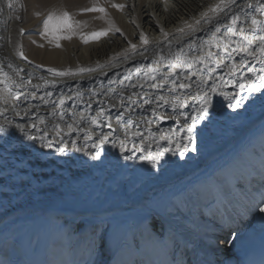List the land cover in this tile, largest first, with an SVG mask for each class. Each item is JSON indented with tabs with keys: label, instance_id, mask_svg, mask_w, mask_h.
<instances>
[{
	"label": "bare ground",
	"instance_id": "obj_1",
	"mask_svg": "<svg viewBox=\"0 0 264 264\" xmlns=\"http://www.w3.org/2000/svg\"><path fill=\"white\" fill-rule=\"evenodd\" d=\"M112 3H126L130 7L120 11L113 8ZM247 3L248 0H168L167 5L164 0H24L23 5L20 4L22 7L18 6L14 12L7 8V0H0V67L8 75L11 64L21 76H36L34 81L39 84L47 81L50 87L75 77L54 75L34 63L59 65L66 59L68 46L47 50L35 47L42 41L43 20L47 15L67 11L80 22L76 29L80 36L110 27L120 29L123 36L110 31L97 44L82 47L81 52L90 51L86 61L106 58V65L111 67L148 60L153 67L125 74L121 79L128 77L125 82L130 83L138 77L149 75L150 80L151 76L160 74H157L159 78L155 76V81H160L156 87L147 86L154 88L149 92L156 106L153 109L161 102L166 105L163 108L166 113L158 114V120L169 121L163 127L151 118H131L130 131L140 135L127 138L129 150L122 154L118 145L113 147L112 141L125 138L126 120L117 121L116 116L106 117L101 111L87 115L71 108L81 103L91 104L92 101L83 96L96 97L94 91L71 89L64 93L66 88L50 92L51 95H47L49 91L41 94L34 91V96L32 91L23 92L25 98L32 96L33 101L42 104L41 107L44 105L45 109L49 105L60 108L56 112L62 114L51 122L49 118L53 111L47 110L44 123L36 125V122L35 128L33 124L20 122L31 134L46 132L54 145L51 149L24 139L17 123L9 122V131L14 132L12 136L0 135V187L4 189L1 194L6 195L2 198L4 203H0V264H34L37 259V264H173L174 250L177 264H264V212H259V207H264V89L251 94L247 86L243 92L239 89L241 77L257 82L248 71L249 67L256 75L264 73L260 72L262 66L251 57H247V63L241 66L244 53L232 52L244 35H250L239 31L240 25L248 28L244 23L245 13L249 17L264 18L256 12V0H251V8L246 7ZM94 5L104 7L107 15L83 11ZM216 5H220L222 11H209ZM202 12H207L206 18H201ZM233 13L239 16L235 25L238 30L229 42L225 33L233 26ZM197 20H200L199 24ZM217 27L219 32H216ZM21 28L23 35L19 31ZM161 28L168 33L167 37ZM181 28L183 32L178 31ZM141 32L148 39L146 45L139 39ZM14 41L19 42L20 50L29 58L18 57L17 46L11 48ZM129 41L137 45L136 51L131 50ZM208 51L214 54L213 60L220 61L219 67L207 58ZM197 58H203L204 62L197 63ZM176 63L185 66L173 69ZM233 64L237 65L235 75L232 74ZM153 68L157 71L152 72ZM213 68L215 71L209 76V70ZM169 71L173 75L161 83L163 74ZM85 73L84 81L93 72ZM202 79L204 83H201ZM213 83L226 86L212 93L209 89ZM180 84L187 87L180 88ZM116 86L109 83V89L106 87L108 90L103 94L110 95L112 89L118 90L115 93L126 94ZM163 87L166 89L158 92ZM224 89L228 90L226 93L237 95L238 99H247H241L240 106L233 110L229 107L230 101L224 98ZM11 90L21 93L24 89ZM205 92L211 96L212 109L205 120L196 124L197 150L191 151L189 145L181 155L176 143L186 144L187 141L182 140L184 133L180 129L186 117L195 114ZM194 93L197 94L193 97ZM61 99L64 101L62 107ZM28 100L21 101L23 109L31 104V101L25 103ZM37 102L32 104L37 105ZM11 103L19 106L0 83L3 112H9ZM182 104L186 106L180 107ZM139 106L137 109L141 111L143 106ZM119 107L126 115L125 105ZM7 114L10 118L11 113ZM61 115L66 118L61 120ZM80 115L98 118V124H89ZM187 122L191 123V119ZM109 123L112 130L107 126ZM57 124L59 129L55 128ZM68 125L73 126L71 130ZM149 128L155 139L161 133L173 139V150L167 152L156 167L140 159L146 152H137L133 148L134 144L139 147L144 138L146 149L151 145L152 152L157 150L156 143L149 139ZM57 131L67 144L63 153L55 150L61 143ZM86 135H90L91 140H85ZM105 135H108V142L101 146L100 159H94L88 154L96 151L91 145L99 143ZM20 141L30 147H21ZM73 141L76 147L72 146ZM159 143L161 147H168L167 140ZM37 144L40 146L38 152L24 160L18 161L17 154L9 155V145L18 146V151L26 154ZM41 153L45 157L38 156ZM125 155L136 158L125 160ZM238 157L241 158L240 165L236 162ZM35 160H44V163L39 166ZM230 163H234L235 169L226 171L225 167ZM192 202H197L198 211H192ZM145 216L148 221L138 223ZM153 217L157 227L163 226L159 232H153L150 226ZM248 217L251 218L249 222L241 223L242 218ZM101 221L109 226L102 245L99 232L93 233L94 227H102ZM233 228L237 233L227 243V231ZM37 233L41 238L36 236ZM133 237L135 243H132ZM247 242L256 245L240 252L238 249ZM93 244H96L95 250Z\"/></svg>",
	"mask_w": 264,
	"mask_h": 264
},
{
	"label": "snow or ice",
	"instance_id": "obj_2",
	"mask_svg": "<svg viewBox=\"0 0 264 264\" xmlns=\"http://www.w3.org/2000/svg\"><path fill=\"white\" fill-rule=\"evenodd\" d=\"M223 2V0H222ZM164 3L167 5L168 4V0H164ZM7 8L10 10H15L18 6L20 5V0H7ZM113 8L123 11L125 8L130 7L128 4L126 3H112L111 5ZM131 7L134 8V5H132ZM246 7L251 8L252 7V3L251 0H248V3L246 4ZM84 12H99L102 13L104 15H107L106 9L104 7H100L97 5H94L91 8H85L83 9ZM209 11L212 12H217V11H222V8L220 5H216L213 7L209 8ZM256 12L260 13L262 16H264V0H256ZM39 15V14H37ZM207 17V12H202L201 13V18H206ZM17 19H19L20 17H16ZM101 19L104 18V16L100 17ZM237 21H239V16L236 13H233L232 15V23L233 26H230L227 30L225 35L228 36L229 42L231 41V36L234 35L237 32V27H235V25H237ZM210 22V21H209ZM197 24L200 23V20L196 21ZM244 23L248 24V28L245 29L243 27V25L239 26V31L241 33H249L250 35H244L242 37V42L237 44L236 48L232 49V52H235L237 54L239 53H244V56L241 58L240 61V65L243 66L244 64L247 63V57H251L252 60L257 61L262 67L260 69L261 73H264V18L258 19L255 15H252L251 17H249L248 13H245V21ZM80 27V22L74 20V18L70 15V13H68L67 11H64L60 14H56V13H49L47 15V17L43 20V32L41 33V35H43L45 38L47 37H51L52 41L56 42V46L59 47V41L62 39H71L73 35H76V29ZM189 28L192 27L191 24L188 25ZM20 34L23 35L24 34V29L21 28L20 30ZM113 32V33H120L121 36H123V33L120 31L119 28H109L106 29L104 31H98V32H92L91 34L87 35V36H83L82 35V39L84 43H88L91 40H99L101 37H105L108 35L109 32ZM160 31L162 32V34L167 37L168 33L165 32L163 30V28L160 29ZM178 31L183 32V29H178ZM220 28L217 27L216 28V32H219ZM139 39L141 41L142 44H148V39L146 37V35L141 32L139 35ZM254 42H256L254 44ZM130 44V48L132 51H136L137 50V45L133 44L129 41ZM42 46V45H41ZM232 52L228 53L229 58H231L232 56ZM17 55L21 58V59H27V57L24 55L23 51H18ZM213 53L211 51H208L206 53L207 58L216 65V67L220 66V61L219 60H213ZM197 63H203V58H197L196 59ZM191 66V65H189ZM9 68L12 67L11 64L8 65ZM173 69L175 66H172ZM237 65L233 64L232 65V74L235 75V69H236ZM49 71H51L54 75H58V76H70V75H77L83 72H94L96 71L95 68H79L77 69L75 72L71 69L68 70H64V71H58L57 69H49ZM137 71H139V67L137 68ZM152 72H156L157 69L153 68L151 69ZM215 71V69H210L209 70V76L211 75V72ZM249 72H252L253 75L255 76L256 79V83H253L250 80H247L244 77H241V80L239 82V89L241 92H243L245 90V87L247 86V91L248 93H253V92H259L262 89H264V74L261 75H256V73L253 71V68L249 67L248 68ZM147 75V74H146ZM173 72L169 71L168 73L163 74V80L161 81V83H165L168 80V77L172 76ZM0 76H3L4 79H0V83L5 85V90L8 91V95L9 97L14 101V102H18L20 100V96L21 93L19 92H13L11 90V88L8 87V84L10 82V77L8 75L7 72H4L3 68L0 67ZM128 77H126L127 79ZM151 79L155 80L156 77L155 76H151ZM111 83V81H110ZM201 83H204L203 79L201 81ZM45 87H48V82H45ZM53 88L55 87V83H53L51 85ZM134 86V85H133ZM157 85H153V87H156ZM226 86L225 84H216L213 83L209 89L210 92L215 93L217 92L218 89L222 88ZM38 87V86H37ZM180 88H185L187 87V85L185 84H180L179 85ZM47 95H51V93H47ZM224 98L226 100H229V107L233 108V110H235L236 108H238L240 106V102L241 99H247V97H241L240 99L237 98V95H231L229 93H223ZM34 96V94H33ZM129 99H131V97H129ZM5 102H7V100H5ZM145 103H148V101H145ZM64 101L63 99L60 100V105L61 107L63 106ZM186 106V104H182L180 105V107H184ZM210 109H212V99L211 96L205 92L201 97H200V105L199 108L196 109L195 114H193L190 118L186 117L185 121L183 122V126L180 129V132H183L184 135L182 136V140L187 141L186 144H182L177 142L176 143V148L177 149H181V155H183L184 151L188 150L189 145H191V151H196V139H195V134H196V124L198 121H203L205 120L210 112ZM55 114V113H54ZM60 119H63V115L60 116ZM117 121H123V115H118L116 117ZM191 119V123H188L187 120ZM40 123H44L43 118H40ZM126 123V127L124 129V139H114L112 141L113 143V147H117V145L119 146L120 152L123 154L125 152H127L129 149L127 148V138L129 136H138L140 135V133L138 132H131L130 128L132 125V121H127ZM149 125L151 124V121L148 122ZM91 124L93 125H97L98 124V118H92L91 119ZM109 128H112L111 123H109L107 125ZM16 127L20 130V132L23 134L24 139L33 142V144H35L36 142H39V144L44 147V148H48L51 149L54 147L52 140L47 138V133H43L42 135H35V134H31L29 132H27L25 130V127L23 125H16ZM33 128L36 127L35 124L32 125ZM72 125H68V128L71 130L72 129ZM207 127V125H206ZM56 129H59V125L57 124L55 126ZM0 131H6V129L0 127ZM113 131H115V129H113ZM149 139H152L154 143H156L157 145V150L155 152H152L150 150L151 145L148 146V149H146L143 145H144V138H141L140 141V146L137 147L135 144L133 145V148L135 149V151L137 152H146V155L141 156L140 159L141 160H146L148 161V163H150L153 167H156L160 161L163 159L164 155L167 152H171L173 150L172 145H173V139L172 137L169 136H165L163 133L160 134L158 139L154 138V134L151 133L150 128H149ZM111 133H109L110 135ZM179 133H177L178 135ZM57 136H61L60 131L56 132ZM19 139V138H18ZM85 140H91V136L90 135H86L84 137ZM162 140H167L168 143V147H161L159 141ZM108 142V135L103 136L100 140L99 143H93L91 145V147L93 149H95L96 151L94 153H92L91 151L88 152L89 155H92L94 159H100L101 156V146L105 143ZM20 146L23 148H29V145H24L23 141H20ZM72 146L76 147V143L75 141L72 142ZM57 152L63 153L67 150V144L64 142L63 137L61 136V143L60 146L56 147L55 149ZM81 151H84V149H79ZM135 155H125L124 159L125 160H129V159H135ZM255 207V206H254ZM176 211L179 212L180 209L179 207L176 208ZM259 212H264V207H259ZM146 221H148V217H142L140 221H138V223L143 224ZM101 225L100 226H96L93 228V233L96 234L97 232H99V237L101 240V245L103 244V237L104 234L106 232L109 231V226L107 224H104L103 221H101ZM150 226L153 229V232H159L160 231V227H163L162 225L160 227H157L155 218L153 217V219L150 222ZM125 243H127L125 241ZM132 243H135V237H133ZM172 261L173 264H177V259H176V252L175 250L173 251L172 254Z\"/></svg>",
	"mask_w": 264,
	"mask_h": 264
},
{
	"label": "rangeland",
	"instance_id": "obj_3",
	"mask_svg": "<svg viewBox=\"0 0 264 264\" xmlns=\"http://www.w3.org/2000/svg\"><path fill=\"white\" fill-rule=\"evenodd\" d=\"M23 3H24V0L23 1L20 0V4L23 5ZM17 8L14 10V12L17 11ZM87 35H89V34L87 33ZM87 35H85V36H87ZM42 37H43L42 41L35 47L38 50H41V49L47 50L50 47H54V48H59L60 49L63 46H68L70 48L68 50V54H66V59L59 65L55 64V65L43 66L42 64H39V63L34 62L33 60H31L35 64H38L42 68H45V69H48V70L49 69H57L58 71H64V70L71 69V70H73L75 72L79 68H95L96 71H94L92 74H90V76L88 78L86 77V81H84V77L86 76L85 72L75 75V77L73 79H71V80L59 81L61 83H58L56 85V87H57V89H56V87L53 88V87H50L48 85V87H49L48 88V87L44 86L45 84H43V83L39 84L38 82L34 81V80H36L38 78L36 76L28 75V76H25L26 77L25 78V77L21 76L19 71L16 70L15 68L14 69H13V67L9 68V77L11 78L10 82L8 84L9 87L12 88V89L19 90V91L22 90V89H24V90L21 91L20 100L18 101V105L19 106H16L13 103L9 104L10 108H9V112H7V113H9V114L11 113L10 114V118L11 119L9 118V115L7 113L3 112V111H5L4 110L5 109L4 106H0V127L6 129V131H0V135H4L5 134V135L9 136V134H10L12 136V134L14 132H11V129L9 131V124H10L9 122H13V123H17V124H21V123L22 124H28V123L29 124H35L37 122L36 123V125H37V124H41L40 123V118H44L45 117L44 113L47 110H49V109H50V111H53V114H51L52 117L49 118V120L51 122L54 121L53 118L56 119V117H58L60 114H62V112L61 113H57L56 110H59L60 108H56L53 105H49V107H47V109H45L44 105H43V107H41L40 105H42V104H39L37 101H33L34 100L33 97L29 96V95H26V98H28L29 100L27 102H25V103L29 104L28 102L31 101V104H29V107L27 109H23L22 108V102H24L25 99H26L25 95L23 94V92L26 93L27 91L28 92L32 91L31 94H34V93L35 94H41V92H47V91H49V92H58L60 89H66V88H68V89H67V91L64 90L65 91L64 93L71 92L72 91L71 89H75L76 91L79 90V91H82V92L84 90H87V92L94 91V93H96V95H95L96 97L87 96V95L83 96V98L91 100L92 101V103L90 101L91 104L86 105V104L81 103L80 105H77L76 107H75V105L71 107L73 111L85 112V113H87V115H92V113L94 111L95 112L101 111L103 113H106V117L107 116H109L110 118L111 117H115V116L117 117L118 115H123V110L119 107L121 105H125V107L127 108V110H126L127 114L123 115V120H126V121H129V120L132 121L131 118H133L134 116H136L134 118H138L139 117V118H142V119L151 118V120H158V119H160L158 117V114H161V112H162V114L166 113L163 110V108L164 109L166 108V105H165L164 102H161L158 105L156 104L158 107L156 109H153L156 106L153 105L154 103L152 102V99H151L152 96L150 95L149 92H152L154 90V88L153 87L150 88L149 86H147V85H150V84L157 85L158 83H160V81H157V80L155 81L153 79L148 80L149 79V75H147V77L146 76L145 77H141V79H140V77H138V78H136L137 80L135 79L133 81H130V83H126L125 82L126 79H124V80L121 79L123 76H125V74H129L131 72H136L138 67H139V71L142 70L143 68H148L150 66L153 67V65L151 63H149L148 60H145L144 62L132 61L130 63H126V64L118 65V66H115V67H111L109 65H106V64H108L107 61L105 60L106 58L103 59V60L101 59V60H96V61L90 60L92 62H88V61H86V58H88L90 56V51H88L87 53L81 52V48L82 47H88L91 44H97V41L102 40V37L99 40H91L88 43H84L83 39H82V36H80V34L77 33L76 35H73L71 39H62V40H60L59 41V44H60L59 47L56 46V42L55 41H52V39H50V36L45 38L42 35ZM18 44H19L18 41H17V43L14 41L12 46H11L12 50L17 46V49H18L17 52L21 51L20 50L21 47H19ZM22 50H23V48H22ZM73 50H75L74 53L72 52ZM27 58H29V57H27ZM173 65H175V63ZM181 65L185 66L184 64H177L176 63L175 67L178 68ZM16 71H17V73H16ZM157 74H155V76L157 78H159L160 76L158 77V75H160V74H158V75ZM1 78L4 79L3 76ZM110 81H111V84H116L117 85L116 87L119 86V88H120L119 91L121 93H126V94L115 93V92H118V90L117 91L116 90L113 91V89H112V90H110V92H111L110 95H104L103 94L104 91L109 89ZM12 86H14V87H12ZM15 87H17L18 89L15 88ZM69 87H71V88H69ZM41 88H43V89H41ZM140 88H142V89L140 90ZM143 89H145V91H143ZM164 89H166V88L165 87L160 88L158 92H160L161 90H164ZM224 90H225L224 92L228 91L227 89H224ZM172 93H175V92L173 91ZM53 94H56V93H53ZM196 94L197 93H194V94H192V96L194 97ZM130 95H132V96H130ZM129 97H132V98L129 99ZM23 98H24V100H23ZM138 100H140V101H138ZM141 100H143V101H141ZM145 101H148V103H145ZM34 102H37L36 103L37 105H33L32 103H34ZM139 104H141V106H143L141 111L139 109H137V108H140ZM84 106H86V107H84ZM31 108H33V109H31ZM67 108L68 107H66V109ZM79 108H80V110H79ZM68 109H70V108H68ZM1 113H3V115ZM12 114H14V115H12ZM1 115L3 116V118L1 117ZM80 116L83 118L82 120H85L87 123L91 124V118L90 117L82 116V115H80ZM141 116H143V117H141ZM243 116L244 115H241V118L244 120ZM65 118L66 117L63 116V119H65ZM32 121L33 122L35 121V122L33 123ZM158 122H159V125L163 126V124L161 123L160 120H158ZM30 130L32 132V129H30ZM19 131H17V132H19ZM9 147H10L9 148V155H12V157H14L13 155L17 154V158H18V161H19L20 158H22L24 160L26 156H28V155H30L32 153L38 152V147H40V146L38 145V146H36V148H33V151L28 149V153H26V154H24L23 152H19L18 151V146L9 145ZM55 147H56V145H55ZM12 148H13V150H12ZM38 156L45 157V155H43V153H41ZM10 160L14 161V158H10ZM43 161L44 160H35L34 163H36L37 165L40 166V165H42L44 163ZM46 161L48 162L47 159H46ZM240 161H241V158L238 157L236 159V162L238 163V165H240ZM51 163H52V161H51ZM233 164L232 163L228 164L225 167L226 171L234 170L235 167H234ZM191 188H189V189H191ZM3 190L4 189H2L0 187V203H4V201L2 200L3 197L6 198V195L3 196L1 194V192ZM196 203L197 202H192L193 206L191 207V209L194 212L198 211ZM248 220H251V218L250 217L245 218V219L242 218V222L241 223L249 222ZM236 233L237 232H236L235 228L227 231V237H229L227 243L230 242V237L232 239L234 237L233 235H236ZM39 235L40 234H38V233L36 234V236L38 238H41ZM255 245H256L255 243L247 242L244 245H242V247L239 248L238 250L240 252H245V251H247V249L255 247ZM39 246L42 248V245H39ZM95 248H96V244H93L92 245V249L95 250ZM38 260L39 259H37V261L34 264H37Z\"/></svg>",
	"mask_w": 264,
	"mask_h": 264
},
{
	"label": "water",
	"instance_id": "obj_4",
	"mask_svg": "<svg viewBox=\"0 0 264 264\" xmlns=\"http://www.w3.org/2000/svg\"><path fill=\"white\" fill-rule=\"evenodd\" d=\"M168 122H169V121L166 120V119H162V121H161V123H162L163 125L167 124ZM110 130H112V129L110 128Z\"/></svg>",
	"mask_w": 264,
	"mask_h": 264
}]
</instances>
